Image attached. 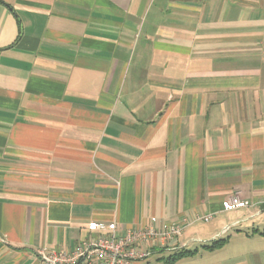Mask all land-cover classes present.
Listing matches in <instances>:
<instances>
[{"label": "crops", "instance_id": "0c3cea01", "mask_svg": "<svg viewBox=\"0 0 264 264\" xmlns=\"http://www.w3.org/2000/svg\"><path fill=\"white\" fill-rule=\"evenodd\" d=\"M150 216L264 264V0H0V264Z\"/></svg>", "mask_w": 264, "mask_h": 264}, {"label": "built area", "instance_id": "2783aa9c", "mask_svg": "<svg viewBox=\"0 0 264 264\" xmlns=\"http://www.w3.org/2000/svg\"><path fill=\"white\" fill-rule=\"evenodd\" d=\"M245 205L237 196L225 204L227 209ZM208 221L211 215H203ZM186 219L166 223L156 216L137 227L121 228L116 222L91 220L87 229L89 235L79 240L67 251L37 250V263L28 264H133L149 258L162 248L175 249L176 238L184 230ZM230 227L222 231L225 233Z\"/></svg>", "mask_w": 264, "mask_h": 264}, {"label": "trees", "instance_id": "16d2710c", "mask_svg": "<svg viewBox=\"0 0 264 264\" xmlns=\"http://www.w3.org/2000/svg\"><path fill=\"white\" fill-rule=\"evenodd\" d=\"M226 241V238H220L217 240H214L211 244L203 246V248L206 249H213L221 246ZM195 253L194 250H181L179 252L174 253L173 255L169 256L166 261L172 262L175 261L178 258H181L183 256L191 255Z\"/></svg>", "mask_w": 264, "mask_h": 264}, {"label": "rangeland", "instance_id": "374dc122", "mask_svg": "<svg viewBox=\"0 0 264 264\" xmlns=\"http://www.w3.org/2000/svg\"><path fill=\"white\" fill-rule=\"evenodd\" d=\"M263 219H264V217H263ZM260 227L262 228V227H264V225H260Z\"/></svg>", "mask_w": 264, "mask_h": 264}]
</instances>
